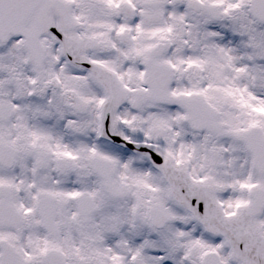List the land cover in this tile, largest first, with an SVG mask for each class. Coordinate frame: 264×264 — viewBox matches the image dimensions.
Returning a JSON list of instances; mask_svg holds the SVG:
<instances>
[{
  "label": "snow or ice",
  "instance_id": "6c2138e0",
  "mask_svg": "<svg viewBox=\"0 0 264 264\" xmlns=\"http://www.w3.org/2000/svg\"><path fill=\"white\" fill-rule=\"evenodd\" d=\"M0 264H264V0H0Z\"/></svg>",
  "mask_w": 264,
  "mask_h": 264
}]
</instances>
